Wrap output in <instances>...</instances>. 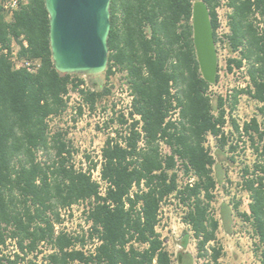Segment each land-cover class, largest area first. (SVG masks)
<instances>
[{
    "label": "trees",
    "instance_id": "1",
    "mask_svg": "<svg viewBox=\"0 0 264 264\" xmlns=\"http://www.w3.org/2000/svg\"><path fill=\"white\" fill-rule=\"evenodd\" d=\"M195 1L111 0L105 82L98 79L102 74L87 81L56 70L45 0H20L11 18L0 4V264H174L158 231L171 198L184 209L183 246L194 238L200 259L220 264L224 248L218 231L223 222L230 232L235 213L250 225L264 264V0H203L217 47L226 43L235 54L228 71L244 68L248 77L246 86L225 96L212 92L219 70L215 84L200 71L193 42ZM223 5L229 9L228 31L221 35ZM14 42L19 58L40 61L37 72L14 67L3 52L11 54ZM118 73L133 99L129 119L119 114L110 120L125 130L116 129L101 148L102 195L90 170L76 165L79 151L68 130L54 129L51 120L68 111L72 92L80 99V117L95 112L112 95L109 80ZM242 95L260 106L241 123L233 113ZM228 123L238 140L229 151L236 152L247 137L257 160L244 167L240 182L249 210L232 201L220 206L218 216L216 159L207 142L212 136L224 148ZM179 165L195 177L192 183H180ZM83 202L89 206L88 230H57L64 223L61 211ZM192 259L178 254L179 264Z\"/></svg>",
    "mask_w": 264,
    "mask_h": 264
},
{
    "label": "rangeland",
    "instance_id": "2",
    "mask_svg": "<svg viewBox=\"0 0 264 264\" xmlns=\"http://www.w3.org/2000/svg\"><path fill=\"white\" fill-rule=\"evenodd\" d=\"M221 28L220 34H225L228 31L227 14L229 9L223 5L218 9ZM17 48V45H15ZM218 50L219 58V82L212 88V92L216 94L227 95L234 88L246 86L248 77L245 69H234L233 72L228 71L227 61L235 54L231 53L227 48L226 43H220ZM81 76V75H80ZM88 81L87 76H83ZM99 80L105 82L104 73ZM112 86V95L101 100L97 104L95 112L86 111L83 116H79L76 107L80 99L76 92H72L69 99V109L60 117H54L51 120V126L54 129L63 128L68 130V138L71 139L74 147L79 151L75 155V162L79 166L86 160V155L97 158L102 146L107 137L112 134L116 136L115 130H125L118 122L111 123V118H116V111H123L129 106V90L121 73L116 74L109 80ZM260 104L254 99L242 95L239 98V103L233 113V117L239 122L250 120L258 114ZM76 118L77 122L74 121ZM174 118H178L177 112ZM225 132L230 135L232 132L231 124L225 127ZM238 142L236 135H230L229 143L221 148L218 141L214 137L209 136L207 145L211 148V153L216 159L214 167L215 174L219 180L216 193V201L213 203L214 208L219 216V208L222 204H231L232 201H240V210H249V196L247 192L241 189L240 182L242 180V172L245 166H253L257 160V155L251 145V141L243 138V142L239 143V148L236 152L229 151L230 144ZM165 152L168 151L166 146H163ZM234 158V160L232 159ZM178 172L180 174V183L187 182L191 175H185L180 165ZM88 204H79L74 207L72 217L66 224L67 229L71 231L81 232L88 227L84 221L83 210ZM184 209L177 204L175 198H171L164 204L161 214V221L158 225L164 245L172 254L174 264H179L178 254H191L193 257L192 264H210L207 260L200 259L197 255L196 241L190 238L186 246H183L185 232L188 231L187 225L183 221ZM218 239L224 248V256L220 260V264H261L256 253L254 238L249 224L242 221L234 213L230 223V232L226 231L221 222V227L218 231Z\"/></svg>",
    "mask_w": 264,
    "mask_h": 264
},
{
    "label": "water",
    "instance_id": "3",
    "mask_svg": "<svg viewBox=\"0 0 264 264\" xmlns=\"http://www.w3.org/2000/svg\"><path fill=\"white\" fill-rule=\"evenodd\" d=\"M56 70L93 76L108 66L111 0H45ZM193 42L203 78L217 80L219 58L210 9L203 0L192 8Z\"/></svg>",
    "mask_w": 264,
    "mask_h": 264
},
{
    "label": "built area",
    "instance_id": "4",
    "mask_svg": "<svg viewBox=\"0 0 264 264\" xmlns=\"http://www.w3.org/2000/svg\"><path fill=\"white\" fill-rule=\"evenodd\" d=\"M0 4H1L4 12L8 15V18H11L13 13L19 8L20 0H0ZM14 44L17 45V48H15ZM24 44L27 45V42L24 41ZM18 50H19L18 44L16 42H14L12 45L11 54L9 53V51L7 49L3 50V52L6 55H10V60L13 63L15 68H17V69L26 68L31 73L37 72L38 69L40 68V65H41L40 61L36 60V59L31 60V59H26V58H19L18 57ZM242 69H244V68H242ZM132 99H133V97L129 95V106L126 109V111L125 110L116 111L115 115L119 116V114H123L126 119H129L128 111L131 109ZM177 115H178V113H177ZM174 119H176V118H174ZM126 132L127 131H125L124 134H126ZM119 142H121L122 144L124 143L120 139H119ZM102 162H103V159H102V155H101V151H100L97 158H93L92 156L90 159L86 158V160H84V162L81 164V166L85 170H90V173L92 174L93 179L95 181H97L98 183H100V185H101V188H100L101 194L105 195L106 182H104L102 180V177H101ZM94 163L96 164L95 167L93 166ZM76 165L79 166L78 164H76ZM179 167H180V165H179ZM194 179H195V177L191 174V178L187 182L192 183L194 181ZM84 203L87 204V202H83L80 204L83 205ZM77 205H79V204L73 205L70 208H66V209L61 211L62 217L64 218V223L57 225L56 226L57 230H64V231H68V232H77V231H71V230L67 229V227H66L67 222L69 221L70 217H72V214L74 212V207ZM88 208H89V206H87L86 209L82 211L84 213L83 218H84L85 223H87V213L85 211H87ZM87 224H88V227L85 230H88V228L90 226V223H87Z\"/></svg>",
    "mask_w": 264,
    "mask_h": 264
}]
</instances>
